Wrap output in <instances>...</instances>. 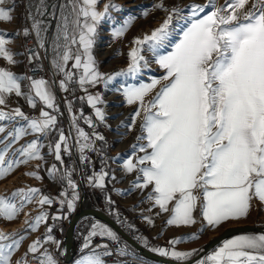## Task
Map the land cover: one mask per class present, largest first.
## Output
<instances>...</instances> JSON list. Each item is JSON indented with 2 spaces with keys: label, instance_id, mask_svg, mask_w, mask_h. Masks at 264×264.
<instances>
[{
  "label": "snow or ice",
  "instance_id": "1",
  "mask_svg": "<svg viewBox=\"0 0 264 264\" xmlns=\"http://www.w3.org/2000/svg\"><path fill=\"white\" fill-rule=\"evenodd\" d=\"M7 2L12 6L6 8ZM101 2L57 0L49 5L47 0H37L34 7L29 5L27 14L31 28H23L22 34L28 37L34 33L39 47L43 48L42 33L47 31L48 25L39 17L49 14L51 8L50 14L56 21L52 65L63 77L59 80V88L69 92L70 84L77 85L85 93L79 99L94 110L95 118L101 122L105 120V112L99 105L104 101L99 94H91L88 88L101 81L107 86L119 76H135L147 67L141 54L142 45L147 44L148 50L156 56V63L165 72L160 79L122 89L126 103L138 105L128 129L132 130L137 119L142 118L141 135L136 137L138 143L132 149L133 152L138 149L143 155L128 158L123 164L127 174L138 173L128 191L150 189L146 198L152 208L158 207L157 215L169 213L165 221L168 226L197 224L194 213L199 208L202 231L206 227L215 229L224 223L247 218L254 200L264 207V0H225L223 6L212 5V10L199 19L195 17L205 12V6L193 5V19L172 51L165 55L158 54L157 50L168 40L169 26L179 9H168L160 0L154 7L167 12V17L150 34L134 39L135 46L128 52L127 69L114 74L99 71L94 46L100 23L109 18L112 10H121V6L108 0L100 10L98 5ZM14 10L15 0H0V22H11ZM132 19L130 17L122 26L115 27L112 37H122ZM10 42L0 34V58L15 65V54L7 47ZM34 58H37L36 54L30 57ZM70 61L71 70L68 69ZM25 80L29 82L27 91L23 90ZM158 85L159 90L146 101ZM12 94L23 97L33 109L39 101L43 107L38 117L27 115L19 106L9 108L8 98ZM55 100L52 86L44 78L19 76L0 67V179L21 164L43 161L41 149L45 145L42 140L53 133L56 136L49 141L48 149L55 160L63 165L62 152L72 155L71 133L66 135L58 128L57 115L52 114L59 113ZM67 110L76 132L74 139L79 161L84 166L91 165L86 152L96 151L95 141H103L104 137L95 132L89 134L79 126L81 119L90 128L95 124L83 110L79 115L75 114L70 100L67 101ZM28 135L34 138L15 147ZM74 172L75 168L60 170L56 164L48 169V176L53 181L62 187L66 184L58 201L40 194L38 188H21L12 192V198L20 197L19 204L0 195V217L11 221L26 203L35 202L40 206L38 214L31 217L25 213L24 223L33 232L41 224L46 225L43 237L33 240L15 259L14 255L26 236L16 238V232L0 231V264H59L46 245L53 244L60 250L61 242L52 235L53 229L56 222L67 220L75 212L80 200L79 185L72 178ZM27 175L41 179L36 171ZM106 178L116 179L114 174L109 177L104 168L86 177L88 186L101 190L106 188ZM54 202H58L59 209L49 217L44 206L50 207ZM108 203H112L110 198ZM49 219L53 223L49 224ZM144 219L153 225L150 217ZM80 235L81 255L75 264H106L102 257H110L113 252L106 243L94 246V238L116 241L117 234L97 221L86 225ZM191 238L197 239L198 236L193 233ZM168 243L171 248L152 247L150 250L177 261H184L195 252L175 250L179 239ZM145 244L147 246V241ZM117 251L120 256L125 255L124 249ZM199 264H264V232L240 234L224 240Z\"/></svg>",
  "mask_w": 264,
  "mask_h": 264
},
{
  "label": "rangeland",
  "instance_id": "2",
  "mask_svg": "<svg viewBox=\"0 0 264 264\" xmlns=\"http://www.w3.org/2000/svg\"><path fill=\"white\" fill-rule=\"evenodd\" d=\"M36 2L37 0H15V10L12 13L14 19L11 22H0V34H2L6 39H10L11 42L7 45V47L15 54L14 59L17 61L15 65H9L7 61H5L3 58H0V67H6L19 76L29 75V68L23 63L22 50L19 45V40L20 38L25 37L22 34L23 28H31V20L27 18V14L29 11V5L34 7ZM47 2L49 5H51L53 2H57V0H47ZM107 2L108 0H102V2L98 5L99 9L102 10L103 3ZM114 2L121 6V10H112L110 12L109 18H106L100 23L98 26L96 44L94 46V55L97 60L98 69L104 74H114L118 71L126 70L129 63L128 52L132 47L135 46L133 44L134 39L143 38L146 34H150L152 30L160 26V24L168 15V13L164 10L154 7L160 2V0H125V2L114 0ZM163 3L166 8H177L179 9V12L173 15V19L169 26L168 40L165 42L163 47L157 50L158 54L160 55H165L172 51L175 43H177L182 37L183 31L186 30L190 24V21L193 19L191 12L193 5L199 4L205 6V12L200 13L197 17H195L196 19H199L212 10V5H215L216 7L223 6L225 4V0H163ZM128 5L131 6L128 7ZM4 6L6 8L11 7L12 4L11 2H7ZM145 12H148V15H144ZM50 13L51 8L49 7V14L39 17L47 23L48 28L47 31L42 33L45 46L43 48L39 47L43 58L45 71L43 76L36 78H44L52 86V91L56 97L55 103L59 107V113L52 112L50 109L45 110L57 115L58 128L63 129L66 135L71 133L69 145L71 146L72 155L69 156L68 154L62 152L64 161L63 165L55 160L54 155L51 154L48 149L49 141L56 136V134L53 133L51 138L49 137L48 139L42 140L45 145L41 149V153L44 157L43 161L32 160L27 164H21L5 178L0 179V195L7 196L13 202L19 204L20 197L12 198V192L21 188H38L40 189V194L54 197L58 201L59 193L64 190L66 184L61 190H59V192H57L58 185L60 183L53 181L48 176V169L52 164H56L57 168L60 170H63L64 167L75 168L72 178L79 185L78 191L80 194V200L77 202L76 210L78 207H80V205L85 208L91 207L99 210L104 207L105 214L108 216L111 208L115 209L116 211H120L121 216L126 215V218L133 219L134 225H137L138 228H140L142 233L138 239V243L140 245H146L145 241H147V247L149 250L152 247L171 248L172 246H170L168 242L172 239H179L180 243L175 245V250H195L194 254L188 257L186 260L195 256L210 239L221 234L228 227H233L240 223H248L249 225L264 227V207L260 206L259 202L255 200L253 201L252 209L247 218L241 219L239 221H230L224 223L215 229L206 227L202 231L199 208L194 213L197 219V224L190 227L168 226L166 225L165 221L169 217V213H161L160 215H157V212H159L158 207L152 208L151 202H149L146 198V193L147 191H150V189L143 191L134 189L131 192L128 191L131 188L132 183L136 179V175H138V173L127 174L123 170V164L128 158H134L136 156L143 155V153H140L138 149L136 152H133L132 149V146L138 143L136 137L141 135L140 123L142 122V118L137 119L136 125L132 128V130L128 129L127 125L130 123L131 116L136 111L138 105H128L123 98L122 89L128 85L139 86L141 83H150L152 79H160L165 74L164 69H162L156 63V56L152 51L148 50L147 44L141 46V54L147 61V67H143L141 71L135 76H119L107 84V86L105 85L104 81H101L94 87L90 86L88 88V91L91 94H99L102 97L104 103L99 106L105 112V120L103 122L97 120L94 116V110L88 106L91 109V117L93 118L95 127L90 128L83 122L82 119L79 120V126L89 134L95 132L102 135L104 140L100 142H102L105 152H101L99 150L97 143L99 141L96 140V151L86 152V154L90 157L92 164L88 166L81 164L79 161L78 148L74 139L76 132L71 124V114L67 110V101H72L73 112L79 115V112L82 109L77 108L73 102L76 97L80 98L84 96L85 93L78 87V95L71 84L69 85V92H64L59 88V80L63 77L61 74L56 72L52 65V59L54 55L53 41L56 35V21L52 18ZM130 17L133 19L127 32L122 37L113 38L111 35L113 29L115 27L122 26L124 21ZM101 31H103V33H101ZM29 36H31L34 42L39 45L34 33ZM71 63L72 62L70 61L68 64L69 70H71ZM113 64L118 65L112 66ZM28 83L29 82L27 80L22 82L24 91L28 90ZM159 87L160 85H158L157 89H154L153 92L149 93V95L146 97V101L155 95V92L159 90ZM16 106L21 107V109L27 115L30 114V110H35L37 117L41 107H43L38 101L37 107L33 109L28 106L26 100L23 97H16L14 94H12L8 98V107L12 108ZM83 113L85 116H89L84 111ZM33 138L34 137L32 135L25 136L15 145V147H19ZM102 161H106V163H102ZM37 165H39V167H37ZM101 168H104V170L109 173V177H111L112 174H114L116 177L115 180L106 178V188L104 190L88 186L86 179L87 175H90L93 171L99 172ZM31 171H36L41 179H36L30 175H27V173ZM82 171L84 173L83 175L81 174ZM83 195L85 196V199L83 198ZM97 196L100 198V200L97 199ZM108 198L111 199V204L108 203ZM39 207L40 206L35 202L26 203L22 211L15 219L9 221L6 218L0 217V231H4L6 233L16 232L18 233L16 238H19V235L26 236V239L21 244V248L17 253H15L14 259L20 257L27 250L28 245L33 240H35L37 237H43L45 233V224H41L39 228L33 232L30 229H27V226L24 223L26 219L25 213H29L31 217H34L38 214ZM44 209L48 211L49 217H51L54 212L53 209H59V204L58 202H54L50 207L45 205ZM145 216L150 217L153 220V225H149L146 222L144 219ZM92 222L97 221L86 218L78 225L82 226L81 230H85V226ZM193 233L197 234V239L191 238ZM53 236L56 240H58V237L55 235ZM76 236L77 233L75 231V238ZM75 244L76 246L78 244L77 238L75 239ZM62 246H64V242L61 243L60 250H57L53 244L46 245L49 252L53 253L57 259L59 258L61 261H63L64 252ZM129 250L135 254V252L130 249V247ZM212 252L213 251H210L200 260L204 259ZM79 257L80 256L74 257L70 264H75V261ZM141 261L144 264H160L147 259H142ZM174 261L182 262L177 260ZM199 261H197L195 264H199Z\"/></svg>",
  "mask_w": 264,
  "mask_h": 264
},
{
  "label": "water",
  "instance_id": "3",
  "mask_svg": "<svg viewBox=\"0 0 264 264\" xmlns=\"http://www.w3.org/2000/svg\"><path fill=\"white\" fill-rule=\"evenodd\" d=\"M85 199V196L83 195ZM94 219L102 222L103 224L110 227L117 235H119L132 249L137 255L150 260L152 262L160 263V264H195L199 261L203 256L212 251L215 247H217L224 240L231 238L238 234L243 233H261L264 232V227L254 226V225H244V226H233L225 229L221 234L210 239L202 249L192 258L182 261L176 262L174 260L162 257L150 250L145 249L138 242L132 240L126 233H124L121 228L104 212L95 208H87L83 209L78 207V209L73 213L67 230L64 235V246H63V263L61 264H70L74 259L77 246L75 244V231L77 225L84 219Z\"/></svg>",
  "mask_w": 264,
  "mask_h": 264
},
{
  "label": "built area",
  "instance_id": "4",
  "mask_svg": "<svg viewBox=\"0 0 264 264\" xmlns=\"http://www.w3.org/2000/svg\"><path fill=\"white\" fill-rule=\"evenodd\" d=\"M19 45L22 50L23 63L26 67L29 68V73H28L29 76H33L34 78L43 76L45 69H44L43 58L41 55L39 45L34 42L31 36L20 38ZM33 54H36L37 58L30 59V57H32ZM29 116L37 117L36 111L30 110ZM100 210L105 213L104 207L101 208ZM95 221H98V220H95ZM51 222L53 223V221ZM57 223L58 222H56V224ZM133 225H134L133 219H128L123 215L120 216L119 227L121 228V230L124 233H126L132 240L138 242V240L135 239L134 234L132 232ZM117 237L118 239L116 241H111V240H108L107 238H100V237L94 238V242H93L94 246L96 244L106 243L109 246V250L113 252V255L110 257H102V259L106 261V264H144L141 260L145 258H142L141 256L130 252L129 246L127 245V243L119 235H117ZM58 241H60L61 243L64 242V237L58 238ZM80 247H81V239L77 244V250H76L75 257L81 255ZM118 249H124L125 255L120 256L117 251ZM97 251H101V249H97ZM85 254H87V252ZM30 258L31 257L29 256V259Z\"/></svg>",
  "mask_w": 264,
  "mask_h": 264
},
{
  "label": "trees",
  "instance_id": "5",
  "mask_svg": "<svg viewBox=\"0 0 264 264\" xmlns=\"http://www.w3.org/2000/svg\"><path fill=\"white\" fill-rule=\"evenodd\" d=\"M73 89L75 90V92L79 95V89H78V86L75 85V84H71ZM74 105L77 107V108H80L82 109L86 114H88L89 116H92V113H91V109L88 107L87 103L86 102H82L79 97H76L74 99ZM51 138V136H50ZM98 143V146H99V150L101 152H105V149H104V146L102 144V142H97ZM65 186V185H64ZM63 186V187H64ZM61 186V184L58 185V189H57V192H59V190H61L63 188ZM97 199L100 200V198L97 196ZM54 212L57 213L58 210L56 209H53ZM53 214H56L54 213ZM73 213L70 214L69 218L67 220H63V221H60L56 224V226L54 227L53 229V233L52 235H55L56 237L60 238V237H64L65 235V232L67 230V227H68V224H69V220L71 219ZM120 216H121V212L120 211H116L115 209L111 208V211L109 212V217L118 225H120ZM125 217H127L125 215ZM51 220L49 219V224H51ZM132 232L134 234V237L136 240H138L140 238V236L142 235L141 231H140V228H138L137 225H133L132 227ZM145 249L149 250L148 247L146 245L143 246ZM136 254V253H135ZM164 257V256H162ZM165 258H168V259H171V260H174L173 258H170V257H165Z\"/></svg>",
  "mask_w": 264,
  "mask_h": 264
},
{
  "label": "crops",
  "instance_id": "6",
  "mask_svg": "<svg viewBox=\"0 0 264 264\" xmlns=\"http://www.w3.org/2000/svg\"><path fill=\"white\" fill-rule=\"evenodd\" d=\"M65 211H66V209H65ZM85 221H87V220H85ZM244 225H249L248 223H240V224H236V226H244ZM107 226V225H106ZM81 227L82 226H77V228H76V233H77V236H76V238H77V242H79L80 241V239H81V235H80V233L82 232V231H84V230H81ZM238 235H240V234H238ZM235 236H237V235H235ZM235 236H233V237H235ZM233 237H231V238H233ZM228 239H230V238H228ZM227 240V239H226ZM222 245V242L217 246V247H215L212 251H214V250H216L219 246H221Z\"/></svg>",
  "mask_w": 264,
  "mask_h": 264
},
{
  "label": "bare ground",
  "instance_id": "7",
  "mask_svg": "<svg viewBox=\"0 0 264 264\" xmlns=\"http://www.w3.org/2000/svg\"><path fill=\"white\" fill-rule=\"evenodd\" d=\"M118 1H124L125 2V0H118ZM128 1V0H127ZM131 5H128V7H130ZM101 33H103V31H101ZM147 58H148V56H147ZM149 63H151V62H149ZM152 64V63H151ZM118 64H113L112 66H117ZM148 66H149V64H148ZM151 66V65H150ZM83 199V198H82ZM80 208H83V209H87V208H85V207H83L82 205H80ZM58 260L60 261V263H63V261H61L59 258H58Z\"/></svg>",
  "mask_w": 264,
  "mask_h": 264
}]
</instances>
